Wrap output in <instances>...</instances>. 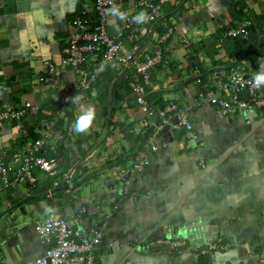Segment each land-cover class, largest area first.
Wrapping results in <instances>:
<instances>
[{
    "label": "crops",
    "instance_id": "crops-1",
    "mask_svg": "<svg viewBox=\"0 0 264 264\" xmlns=\"http://www.w3.org/2000/svg\"><path fill=\"white\" fill-rule=\"evenodd\" d=\"M237 1L172 0L164 5L156 30L173 32L163 62L153 70L150 100L157 109L172 101L186 106L193 129L174 128L172 115L171 124L148 136L158 116L139 106L125 80L115 99L119 77L109 91L98 81L87 94L72 98L77 73L64 63L63 49L73 19L84 9L94 14V0H0V110L33 104L21 127L2 128L0 156L13 161L54 111L66 105L69 113L60 123L64 136L55 135L44 150L57 158L55 172L36 169L35 190L24 185L3 189L0 183V214L12 207L0 220V264H23L46 251L49 243L37 233L35 221L52 210L77 219V237L91 236L107 222L96 264H264V109L225 115L209 102L195 107L199 78L189 81L204 74L201 78L210 81L212 72H201L205 68L229 72L224 67L234 59L226 55L223 41L216 46L221 63L216 67L201 42L231 25L230 7ZM246 3L249 12L264 15V0ZM141 13L136 0H126L110 16V26L119 34L126 15ZM147 37L143 30L137 42L145 44ZM246 58L243 65L255 71ZM48 62L58 68L56 84L40 80ZM90 110L91 122L76 131ZM145 121L151 125L145 127ZM147 136H154L159 148L148 152L152 162L126 190L114 174L129 164ZM73 166L78 171L69 190L66 174ZM38 194L41 199L33 200ZM176 239H186L189 247L174 250L161 242ZM211 241L227 247L208 250Z\"/></svg>",
    "mask_w": 264,
    "mask_h": 264
},
{
    "label": "built area",
    "instance_id": "built-area-1",
    "mask_svg": "<svg viewBox=\"0 0 264 264\" xmlns=\"http://www.w3.org/2000/svg\"><path fill=\"white\" fill-rule=\"evenodd\" d=\"M172 0H136L137 6L144 12V18L138 19L137 14H128L123 21L119 34L109 32L110 16L123 9L126 0H94V14L87 9L80 12L72 21V29L67 37L63 49L64 63L77 73V78L70 91L74 100L87 94L99 81L101 73L107 66L113 67L129 80V87L139 106L150 116L157 115L156 110L149 102V85L152 83L153 70L163 62L167 49L168 38L173 29L158 33L156 23L162 14L164 5ZM250 21L242 22L232 28L228 36H242L249 38L248 26ZM146 30L148 39L145 44L137 42L139 34ZM126 41L131 43L127 45ZM182 43L189 47L192 42L182 37ZM58 68L48 62L47 74L40 77L43 82L56 84ZM257 76H264V54L261 55L255 71L247 66H233L227 74L214 70L210 81L199 78L200 88L193 106L197 107L205 102L214 104L221 113L231 115L240 109H264V81L258 82ZM247 91V98L241 96ZM59 99V97H58ZM33 109L31 102L19 107L0 110V132L6 124L14 123L21 127V122ZM161 121L155 125L152 135H157L165 124H171V116L175 115L173 127L177 129H193L189 110L175 101L168 102L159 110ZM67 106L54 111L51 117L39 130V137L30 142L22 151L14 154L13 161L7 163L0 156V183L1 188L15 185H24L28 189L39 188L36 169L54 173L58 160L56 157L44 155L46 144L54 138L64 136L60 123L67 119ZM145 127L151 123L145 121ZM151 125V126H152ZM142 143L138 152L129 161L128 165L121 166L114 174V179L120 182L126 190L130 189L133 177L143 170L152 160L148 155L150 150L157 151L159 146L153 143V137ZM20 167L16 168V163ZM78 167H70L66 174L68 189L74 186ZM30 190V191H31ZM86 211L85 207L82 208ZM77 219H67L50 211L44 218L35 221V229L41 239L49 243L46 251L37 258L23 264H96V250L100 246L107 222L100 223L92 230V235L75 236ZM174 250L189 247L186 239L161 240ZM227 244L211 241L208 250L226 249Z\"/></svg>",
    "mask_w": 264,
    "mask_h": 264
},
{
    "label": "trees",
    "instance_id": "trees-1",
    "mask_svg": "<svg viewBox=\"0 0 264 264\" xmlns=\"http://www.w3.org/2000/svg\"><path fill=\"white\" fill-rule=\"evenodd\" d=\"M248 4L246 3V0H238L236 3H234L231 7H230V13L232 16V22L231 25L226 26L225 28L219 29L214 35H212L211 39L209 40H204L201 42L202 46H201V50L204 51L206 53V55L211 58V60L214 63V66H218L219 61L216 60V56L219 53L218 48H216L217 43L219 41H223V48L226 51V55L233 60V63L230 65H225V69L226 70H230L233 66L236 65H243V63H239L236 64V60L247 50L251 49L252 47H254L260 39V27L262 25V23L264 22V15H257L256 13H254L253 11L249 12L247 10ZM250 21V24L248 26V30H249V38L248 39H244L242 36H228L227 33L235 27H238L243 21ZM264 54V46L262 48H260L259 50L253 51L250 54H248L246 60L250 61L253 65H258V61L259 58L261 57V55ZM192 59H194L193 57H191ZM196 62H199V59L195 60ZM221 68H218L216 70H219ZM215 69H201L202 73H205L207 71H211L213 72ZM119 79L117 80V82L114 85V98L116 99L118 97V92L121 90V87L127 83V85H129V80L127 78H125L123 75H121L119 73V71L113 67L107 66L104 71L101 73L100 78H99V82H104V85H106L107 90H110V87L112 85V83L114 82V80L116 78ZM204 79V78H203ZM123 80H125V82H123ZM131 91V90H130ZM154 103V105H157L156 102H152V104ZM160 108L159 110L163 109L166 104L164 106H160L158 105ZM67 114H69L67 112ZM70 122V120H69ZM63 123V121L61 122V124ZM153 132L149 133L148 136L152 135ZM39 133L35 134L32 138L30 142L35 141L36 139H38L39 137ZM147 136V138H148ZM49 143V142H48ZM48 143L46 144V146L48 145ZM13 156V155H12ZM7 163H9V160L7 161ZM42 195L38 194L36 198H34L33 200H39L41 199Z\"/></svg>",
    "mask_w": 264,
    "mask_h": 264
},
{
    "label": "water",
    "instance_id": "water-1",
    "mask_svg": "<svg viewBox=\"0 0 264 264\" xmlns=\"http://www.w3.org/2000/svg\"><path fill=\"white\" fill-rule=\"evenodd\" d=\"M263 28H264V22H263V24H262L261 27H260V39H259V42H258L254 47H252L251 49H249V50H247L246 52H244V53H243V54H242V55L236 60V64H239L241 61H243V60L248 56V54H250V53L253 52V51L259 50V49L264 45V31H263ZM109 32H110L111 35H115V34H116V33H115V30H114L113 27H111V26H109ZM216 69H218V67H216L215 70H216ZM208 73H209V72H208ZM205 75H206V74H204V75H200V76H194V77H192L191 79H189V81H191V80H195V79H197V78H201V77H203V76H205ZM157 92H158V91H157ZM159 92H165V91H159ZM151 95H152V93H149V94H148V99H149V102L152 104V102H151V100H150ZM241 96L247 98V91H242V92H241ZM152 106H153V108L156 110V112H157V116H158V120L156 121V124H159L160 121H161V116H160V114H159V109H157L153 104H152ZM175 122H176V118H175ZM154 128H155V125H152V126L150 127L148 133H150L151 131H153ZM15 165H16V168L20 167V162H17ZM64 188H65V186L58 187V188L54 189L52 192H56V191H58V190H62V189H64ZM33 197H35V196H34V195H33V196H30V197H28L27 199H29V198H33ZM20 204H21V203H16L15 206H18V205H20ZM15 206H14V207H15ZM11 209H12V207L5 209V210L0 214V220H1V217L3 216V214H5L6 212L10 211Z\"/></svg>",
    "mask_w": 264,
    "mask_h": 264
},
{
    "label": "clouds",
    "instance_id": "clouds-1",
    "mask_svg": "<svg viewBox=\"0 0 264 264\" xmlns=\"http://www.w3.org/2000/svg\"><path fill=\"white\" fill-rule=\"evenodd\" d=\"M144 15H145L144 13H141L138 19H143ZM256 79L258 82L264 81V76H257ZM92 116L93 113L90 110L86 116L81 117L77 122L76 131H83L91 122Z\"/></svg>",
    "mask_w": 264,
    "mask_h": 264
}]
</instances>
